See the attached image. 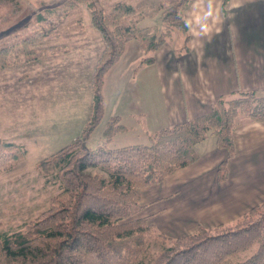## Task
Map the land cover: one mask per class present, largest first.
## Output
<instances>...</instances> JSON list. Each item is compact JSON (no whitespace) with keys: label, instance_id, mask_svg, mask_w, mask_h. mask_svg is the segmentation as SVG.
I'll list each match as a JSON object with an SVG mask.
<instances>
[{"label":"trees","instance_id":"trees-1","mask_svg":"<svg viewBox=\"0 0 264 264\" xmlns=\"http://www.w3.org/2000/svg\"><path fill=\"white\" fill-rule=\"evenodd\" d=\"M194 1L166 0L155 11L144 12L119 2L108 14L100 0L66 2L71 7L91 4V21L105 44L93 75L89 119L77 140L36 166L44 177L58 179L61 192L34 221L0 235V264H264V200L231 223L200 225L192 234L172 237L156 232V213L143 216L148 204L142 198L143 189L160 185L199 161L197 145L210 136L227 151L218 169V180L224 181L227 164L235 155L238 119L264 122V97L244 92L230 100L220 99L208 114L150 132L148 144L113 149L109 145L114 137L128 128L114 115L104 127L102 145L89 146L105 119V77L121 62L128 45L140 42L143 57L138 66L154 63L156 53L176 32H187L185 13ZM156 15L160 27L141 26ZM44 38L37 34L3 45L0 69L34 62L49 51L34 47ZM25 155L22 145L0 136V176ZM89 169L101 173H88ZM158 245L163 248L152 254Z\"/></svg>","mask_w":264,"mask_h":264},{"label":"crops","instance_id":"crops-1","mask_svg":"<svg viewBox=\"0 0 264 264\" xmlns=\"http://www.w3.org/2000/svg\"><path fill=\"white\" fill-rule=\"evenodd\" d=\"M191 4L185 13L187 32H176L156 53L154 63L138 66L143 54L140 44L133 41L126 56L107 74L103 91L105 119L99 127L103 128L102 133L107 122L118 115L128 127L127 133L145 140L127 145L148 144L150 132L208 114L220 99L230 100L244 92L264 97V0H227L226 5L223 0H195ZM174 38L180 45L173 46ZM68 82L73 83L70 79ZM71 89L70 86L62 102H75L77 106L82 88L73 95ZM91 100L81 116L84 117L82 128L89 119ZM76 121L69 125L73 127ZM238 121L240 124L234 131L235 155L227 164L224 181L218 180V169L227 159V151L217 146L214 139L213 147L206 149L207 154L211 150L207 157L200 156L199 161L151 187L161 188L166 183L170 186L173 177L184 179L183 174H189L186 183L195 186L200 198V205L196 207L202 208L196 217L198 224L209 226L235 221L264 200V122L242 116ZM64 123V120L54 124L50 121L51 126ZM43 126L40 121L39 127ZM126 132L117 134L111 144ZM79 136L71 138L68 144ZM146 189L142 191V198ZM149 202L154 207L160 200Z\"/></svg>","mask_w":264,"mask_h":264},{"label":"rangeland","instance_id":"rangeland-1","mask_svg":"<svg viewBox=\"0 0 264 264\" xmlns=\"http://www.w3.org/2000/svg\"><path fill=\"white\" fill-rule=\"evenodd\" d=\"M67 1L0 0V48L6 43L13 45L14 42L43 34L44 41L34 47L49 50L34 62L14 69H0V134L26 150V157L0 176V235L20 230L25 224L34 221L51 205V199L61 192L58 179L54 175L44 177L36 166L70 143L71 138L81 135V121L84 118L81 116L89 108V99L93 100L94 97L93 75L105 49L103 36L93 26L89 2L71 7ZM165 1L100 0V5L107 14L119 2L133 5L139 12H144L155 11ZM144 25L160 27L161 19L157 15L147 18L141 23V26ZM174 39L173 46L180 45ZM129 46L130 44L127 50ZM69 79L73 82L71 85ZM70 86L72 95L75 91L78 94L82 88L77 106L75 102H62L64 94L69 93ZM74 119L77 121L71 127L69 122ZM51 120L53 124L62 120L65 123L51 126ZM40 121L44 124L42 129L39 127ZM102 130L103 128L93 134L90 147L102 145ZM16 137L18 138L15 139ZM208 139L210 140L196 148L202 158L208 156L211 150L208 154L207 151L213 147L211 142L217 140L213 136ZM139 141L145 140L126 132L119 135L109 147L114 149L118 145L126 146ZM87 172L101 173L97 169H89ZM188 175L183 174L186 176L184 179L181 176L173 177L169 181L170 186H166V183L164 187H150L144 191L143 202L148 207L143 216L160 213L154 220L156 232L179 237L192 234L200 225H204L195 222L199 221L196 217H199L202 208L196 207L200 205V198L195 186L186 183ZM154 200L160 202L152 207L149 201ZM231 222L233 221H227ZM217 224L220 223L208 227H215ZM162 248L160 245L156 246L152 249V254Z\"/></svg>","mask_w":264,"mask_h":264}]
</instances>
